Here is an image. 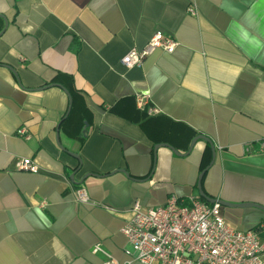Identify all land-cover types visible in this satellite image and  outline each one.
Here are the masks:
<instances>
[{
	"label": "crops",
	"instance_id": "1",
	"mask_svg": "<svg viewBox=\"0 0 264 264\" xmlns=\"http://www.w3.org/2000/svg\"><path fill=\"white\" fill-rule=\"evenodd\" d=\"M156 30L175 50L124 66ZM51 84L77 98L75 135L61 128L68 97ZM197 135L215 150L204 194L264 206V0H0V264H101L95 244L118 264H141L121 228L135 202L200 197L212 156L202 139L186 154ZM161 143L181 155L154 151ZM20 158L38 172L19 170ZM220 214L264 239V211Z\"/></svg>",
	"mask_w": 264,
	"mask_h": 264
},
{
	"label": "built area",
	"instance_id": "2",
	"mask_svg": "<svg viewBox=\"0 0 264 264\" xmlns=\"http://www.w3.org/2000/svg\"><path fill=\"white\" fill-rule=\"evenodd\" d=\"M177 42L156 30L141 50L132 49L121 59L127 68L140 66L143 59L156 49L171 53ZM139 108L148 104L147 95H136ZM152 114L156 107L148 108ZM19 135L27 137L24 129ZM246 151L249 146H246ZM260 152L264 153V142ZM19 170L37 173V166L28 158L17 160ZM78 202L88 203L84 188L74 190ZM132 216L122 226L129 248L125 254L141 264H264V239L256 230H237L224 222L220 204L207 203L198 196L183 200L171 195L165 204L143 208L139 202L131 207ZM93 253L104 256L101 264H118L100 244Z\"/></svg>",
	"mask_w": 264,
	"mask_h": 264
},
{
	"label": "water",
	"instance_id": "3",
	"mask_svg": "<svg viewBox=\"0 0 264 264\" xmlns=\"http://www.w3.org/2000/svg\"><path fill=\"white\" fill-rule=\"evenodd\" d=\"M6 25V23H5ZM9 69H11L13 72V68L7 66ZM51 86H57V87H60L64 90V92L66 93L67 97H68V108H67V111H66V114L64 116V118H66L70 112V109H71V104H72V98H71V95L69 94V92L63 88L60 84H51ZM61 123V122H60ZM60 123L58 124L56 130L57 132L59 131V127H60ZM198 139H202L204 140L206 143L209 144L210 146V149H211V161L210 163L207 165V167L205 169H203L200 174L198 175V181H197V187H198V192H199V195L202 199H204L206 202L212 204V203H218L220 204L221 206H224V207H230V208H245V207H255V208H258L262 211H264V206H261V205H258V204H255V203H250V202H241V203H230V202H225L223 200H217V199H214V198H211V197H208L206 194H204L203 190H202V187H201V180H202V177L205 173V171L209 168V166H211L213 160H214V157H215V150H214V145L213 143L211 142V140L209 138H207L206 136H203V135H197L195 136L192 141H191V144L189 146V149L188 151L186 152V154H188L191 149L193 148L195 142L198 140ZM160 146H163V147H167L169 148L174 154L180 156L181 154L174 148L172 147L170 144H167V143H161V144H156L154 146V151H156V149ZM185 154V155H186ZM69 155H71L72 157L76 158L77 160L80 161L79 157L76 155V154H73V153H69ZM118 171V170H117ZM119 171H122L123 170H119ZM89 175H92V174H89ZM125 175H128L127 173H125ZM73 176L74 174H71L70 176V179L73 181Z\"/></svg>",
	"mask_w": 264,
	"mask_h": 264
},
{
	"label": "trees",
	"instance_id": "4",
	"mask_svg": "<svg viewBox=\"0 0 264 264\" xmlns=\"http://www.w3.org/2000/svg\"><path fill=\"white\" fill-rule=\"evenodd\" d=\"M67 91L71 95L72 104H71V109H70L68 116L65 118V120L61 124V128L68 135L72 136V135H75V133L77 132V131H75V129L71 125L74 123V119H77L76 118L77 98H75V94L72 93L69 89H67ZM83 135H84L83 132L80 133V137H82ZM209 162H210V154L207 151L206 154L204 155L202 162H201V169L202 170L205 169L207 167V165L209 164Z\"/></svg>",
	"mask_w": 264,
	"mask_h": 264
}]
</instances>
